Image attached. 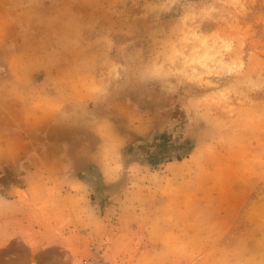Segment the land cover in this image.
<instances>
[{
    "label": "rangeland",
    "instance_id": "obj_1",
    "mask_svg": "<svg viewBox=\"0 0 264 264\" xmlns=\"http://www.w3.org/2000/svg\"><path fill=\"white\" fill-rule=\"evenodd\" d=\"M0 264H264V0H0Z\"/></svg>",
    "mask_w": 264,
    "mask_h": 264
}]
</instances>
